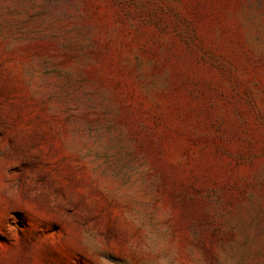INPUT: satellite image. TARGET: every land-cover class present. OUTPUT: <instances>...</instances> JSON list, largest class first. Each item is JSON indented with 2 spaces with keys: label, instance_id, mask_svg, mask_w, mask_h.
I'll list each match as a JSON object with an SVG mask.
<instances>
[{
  "label": "rangeland",
  "instance_id": "1",
  "mask_svg": "<svg viewBox=\"0 0 264 264\" xmlns=\"http://www.w3.org/2000/svg\"><path fill=\"white\" fill-rule=\"evenodd\" d=\"M0 264H264V0H0Z\"/></svg>",
  "mask_w": 264,
  "mask_h": 264
}]
</instances>
